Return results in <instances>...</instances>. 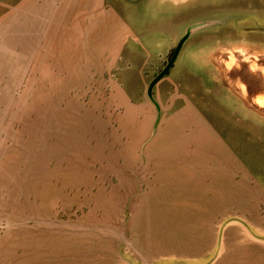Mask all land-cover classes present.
Here are the masks:
<instances>
[{"label": "rangeland", "instance_id": "374dc122", "mask_svg": "<svg viewBox=\"0 0 264 264\" xmlns=\"http://www.w3.org/2000/svg\"><path fill=\"white\" fill-rule=\"evenodd\" d=\"M82 1L0 0V264H264V0Z\"/></svg>", "mask_w": 264, "mask_h": 264}, {"label": "crops", "instance_id": "0c3cea01", "mask_svg": "<svg viewBox=\"0 0 264 264\" xmlns=\"http://www.w3.org/2000/svg\"><path fill=\"white\" fill-rule=\"evenodd\" d=\"M102 4V3H100ZM175 4V3H174ZM104 5V4H103ZM176 6L180 5V3H177L175 4ZM79 7V6H78ZM78 9V8H77ZM89 8L85 5V0L82 1V6H81V14H86L87 13V10ZM101 7H99L97 10H100ZM78 12V11H77ZM176 13H172L171 16L170 14L167 15L169 18L175 16ZM123 25L126 29H129L127 27V25L125 24V22H123ZM147 27V26H146ZM119 37H121V28L119 27ZM162 33H155L153 32L152 35H151V38L153 39V57H152V61H155V60H160V56H162V54L164 53H167L168 50H170L171 46L173 44H176L178 42V40L181 38V34H182V31L180 34H173V32H171V34H168L165 32V28H162L161 30ZM198 35H195V37H197ZM194 37V38H195ZM122 41V40H121ZM121 41L118 43L119 47L115 49L114 53H115V56L113 58V60L115 62L117 61H122V60H127V58H124V54H127L128 53V50L126 49V47L128 46V39L124 40L123 43H121ZM131 44H136L135 42H132ZM143 47L142 46H138L137 49L135 50H132V51H136L137 53H143ZM129 49V48H128ZM131 50V49H130ZM155 50V51H154ZM103 53H105V51H103ZM144 63V61H143ZM139 69V68H138Z\"/></svg>", "mask_w": 264, "mask_h": 264}, {"label": "water", "instance_id": "95a60500", "mask_svg": "<svg viewBox=\"0 0 264 264\" xmlns=\"http://www.w3.org/2000/svg\"><path fill=\"white\" fill-rule=\"evenodd\" d=\"M185 39H182L179 44L176 46V48L174 49L169 61L167 62L166 66L164 67V69L160 72V74L150 83L149 87H148V94H151V91L153 89V87L155 86V84L160 81L163 77H165L169 70L172 68L178 54L179 51L181 49V46L183 44Z\"/></svg>", "mask_w": 264, "mask_h": 264}]
</instances>
